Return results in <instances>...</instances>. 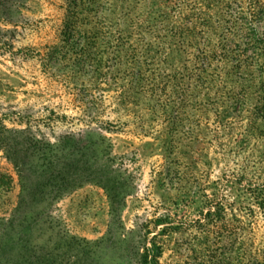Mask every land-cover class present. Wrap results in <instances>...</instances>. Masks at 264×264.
<instances>
[{
	"label": "rangeland",
	"instance_id": "rangeland-1",
	"mask_svg": "<svg viewBox=\"0 0 264 264\" xmlns=\"http://www.w3.org/2000/svg\"><path fill=\"white\" fill-rule=\"evenodd\" d=\"M89 1L0 0V124L89 149L118 214L88 182L8 229L0 152V264H140L153 242L159 264H224L234 235L264 264V103L237 102L229 54L264 0H99L102 33L70 34Z\"/></svg>",
	"mask_w": 264,
	"mask_h": 264
},
{
	"label": "trees",
	"instance_id": "trees-1",
	"mask_svg": "<svg viewBox=\"0 0 264 264\" xmlns=\"http://www.w3.org/2000/svg\"><path fill=\"white\" fill-rule=\"evenodd\" d=\"M75 6L71 20L66 25L69 33L83 38L102 33L104 27L101 21L103 17L99 20L98 11L101 10L99 0L89 1V5ZM242 14L244 35L240 38L244 40L243 48L229 53L233 54L234 61H231V67L240 86L235 96L236 99L239 98L237 102L240 104L245 102L249 95L263 104L264 31L260 35L254 30L248 33V26L259 22L263 24L264 29V8L260 6L252 11H243ZM201 63L205 65L206 61L203 60ZM258 110L264 113V104L258 107ZM89 151L78 143L72 145L58 141L52 144L45 139H37L27 131H8L0 124V152L13 165L21 188L17 207L11 218L6 221V227L11 229L19 221L26 222L30 226L36 225V220L40 218L38 208L52 205V202L65 192L88 182L96 183L108 192L112 216H116L118 212L113 207L118 203L115 189L107 185L108 181H103V177L97 172L94 161L88 154ZM6 185H8L7 179L0 176V189H4ZM28 214L33 216L32 223L27 219ZM27 233L25 230L23 235L27 236ZM232 239L233 242L228 247H224V264H263L247 255L243 238L234 235ZM161 254V247L153 242L149 247L144 248L139 263L159 264Z\"/></svg>",
	"mask_w": 264,
	"mask_h": 264
}]
</instances>
